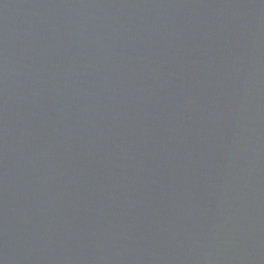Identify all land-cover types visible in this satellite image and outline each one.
Instances as JSON below:
<instances>
[{"label": "water", "instance_id": "95a60500", "mask_svg": "<svg viewBox=\"0 0 264 264\" xmlns=\"http://www.w3.org/2000/svg\"><path fill=\"white\" fill-rule=\"evenodd\" d=\"M0 264H264V133L0 136Z\"/></svg>", "mask_w": 264, "mask_h": 264}]
</instances>
